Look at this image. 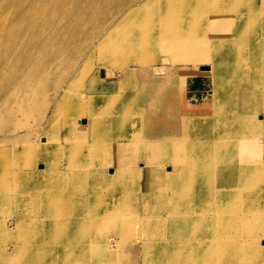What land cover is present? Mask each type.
Instances as JSON below:
<instances>
[{
    "label": "bare ground",
    "instance_id": "1",
    "mask_svg": "<svg viewBox=\"0 0 264 264\" xmlns=\"http://www.w3.org/2000/svg\"><path fill=\"white\" fill-rule=\"evenodd\" d=\"M263 83L264 0H0V264H244L261 210L213 203L264 184Z\"/></svg>",
    "mask_w": 264,
    "mask_h": 264
},
{
    "label": "rangeland",
    "instance_id": "2",
    "mask_svg": "<svg viewBox=\"0 0 264 264\" xmlns=\"http://www.w3.org/2000/svg\"><path fill=\"white\" fill-rule=\"evenodd\" d=\"M92 56H93V58H92L91 62L87 63L89 65H87L85 62V59H84L85 53L82 54V57H80V59H79V68H85L86 65L88 66L87 67V74L85 75L87 80L90 76H92V74L94 73V70L97 69L98 67H102L105 69V71H107L109 79H116V74H117L116 71L113 70V68L109 67L110 66L109 62H110V60H112V55H111L110 47H109L108 43L101 45L98 47V49L94 50L92 53ZM165 60L168 61V58ZM95 78L97 80L99 78V74H96ZM263 86H264V83H263ZM240 88H241V90L244 91L248 87L241 86ZM60 93H61V90L59 91L58 95ZM53 107H54V104L52 103L50 105L48 115L50 113H52L51 111L53 110ZM228 108L232 109V105L229 104ZM83 121H84V119H81L80 122H83ZM77 126H78L77 127L78 129L84 130L83 126H81V125H77ZM262 138H264V136H261V134L257 133V136L254 139L258 140V139H262ZM6 148H7L8 154H9L8 157L6 158V160H7L8 165H10V163L12 164L14 162V159H12V154L10 152V150H12V148H13V144L7 142ZM82 151H84V149H82ZM252 151H253V148L251 149V151L249 153L251 154ZM262 153H264V150L262 151ZM223 158H225V161H223L221 163L219 161L218 162L214 161L213 167L209 171L204 172V176L208 180L201 182V184L199 186V188L201 189V194H203L202 199H206L209 196V191H207V190L213 191L211 189L212 183L216 179L220 180V176L217 175V170H219L221 167L230 168L234 164L237 165V157L234 158V157H229V156L224 155L220 159H223ZM2 160H3V158H2ZM0 162H1V159H0ZM223 175L225 176L226 179L232 180V176L230 175V173L223 172ZM239 178H241V176H239ZM233 181H234L233 182V185H234L235 181H237V179L236 180L234 179ZM263 181H264V178H263ZM231 189L232 190L227 191L226 194L225 193L223 194L222 201H215L213 203V206L216 209H219L220 207H222L224 209V211L228 214V217L230 218V220L234 224H239L240 221L245 219L247 216L251 215V214H249L248 209L246 210L245 205H244L245 200H247V198H245L243 196H246L251 200L250 206H255L257 210H261L263 216H259V217L254 216L253 218H251L252 216L249 217V220L251 218V224L250 225H251V227L254 228V232H255V235L257 237H256V241L253 243L251 253L247 254V258L249 260L246 261L245 263L246 264H264V244L261 243V241H264V184L258 183L256 185H253L252 187L250 185L248 188H243L240 185V187H233ZM229 192L230 193L236 192L237 197L229 199V196H228ZM10 193L12 194V192H10ZM8 197H10L9 194H8ZM9 206L10 207L14 206L13 200L9 203ZM162 206L163 205H161V203L159 202V203H156V205H154V208L155 209H161V208H163ZM165 207H166V204H164V208ZM5 220L7 222L6 223L7 227L10 228V226H12V223H9L8 221H12V218L7 217ZM211 220L216 221L217 219H216V217H213V218H211ZM70 235H72V234H70ZM14 240H15V238H14V232H13L12 236L7 237V239L5 240V244L7 242L11 243ZM261 250H262V260L263 261L260 260L258 257H256V256H258V251H261ZM3 253H4V251H3ZM13 261H14V259H13ZM240 262H241V264H243L242 261H240ZM236 264H240V263H236Z\"/></svg>",
    "mask_w": 264,
    "mask_h": 264
},
{
    "label": "water",
    "instance_id": "3",
    "mask_svg": "<svg viewBox=\"0 0 264 264\" xmlns=\"http://www.w3.org/2000/svg\"><path fill=\"white\" fill-rule=\"evenodd\" d=\"M100 75H102V71L100 72Z\"/></svg>",
    "mask_w": 264,
    "mask_h": 264
}]
</instances>
